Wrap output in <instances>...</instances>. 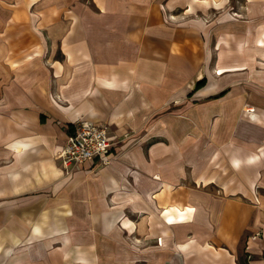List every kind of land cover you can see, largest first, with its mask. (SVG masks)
Wrapping results in <instances>:
<instances>
[{
  "label": "crops",
  "instance_id": "obj_1",
  "mask_svg": "<svg viewBox=\"0 0 264 264\" xmlns=\"http://www.w3.org/2000/svg\"><path fill=\"white\" fill-rule=\"evenodd\" d=\"M80 119L116 143L67 175ZM258 232L264 0H0V264H239Z\"/></svg>",
  "mask_w": 264,
  "mask_h": 264
},
{
  "label": "built area",
  "instance_id": "obj_2",
  "mask_svg": "<svg viewBox=\"0 0 264 264\" xmlns=\"http://www.w3.org/2000/svg\"><path fill=\"white\" fill-rule=\"evenodd\" d=\"M115 141L103 124L85 119L73 122L67 139L57 154L63 172L70 175L86 163L108 164Z\"/></svg>",
  "mask_w": 264,
  "mask_h": 264
},
{
  "label": "rangeland",
  "instance_id": "obj_3",
  "mask_svg": "<svg viewBox=\"0 0 264 264\" xmlns=\"http://www.w3.org/2000/svg\"><path fill=\"white\" fill-rule=\"evenodd\" d=\"M129 135L126 136V137H129ZM254 237H259L262 241H264V233L263 232L256 233L254 235ZM244 250H245V247H244ZM244 250L240 251V253H239L240 254L239 257L242 260H245V261L246 260H248V261L250 260L252 262L262 261L263 264H264V249L260 252V254H252V255L250 253L244 251Z\"/></svg>",
  "mask_w": 264,
  "mask_h": 264
},
{
  "label": "trees",
  "instance_id": "obj_4",
  "mask_svg": "<svg viewBox=\"0 0 264 264\" xmlns=\"http://www.w3.org/2000/svg\"><path fill=\"white\" fill-rule=\"evenodd\" d=\"M202 84V82H198L196 87L200 86ZM239 264H246V261H239Z\"/></svg>",
  "mask_w": 264,
  "mask_h": 264
}]
</instances>
